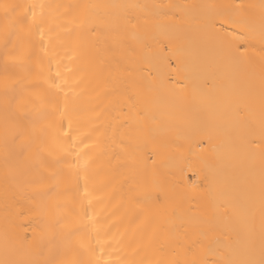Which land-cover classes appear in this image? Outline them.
Listing matches in <instances>:
<instances>
[{
  "label": "snow or ice",
  "instance_id": "6c2138e0",
  "mask_svg": "<svg viewBox=\"0 0 264 264\" xmlns=\"http://www.w3.org/2000/svg\"><path fill=\"white\" fill-rule=\"evenodd\" d=\"M189 7L0 0V264H264V0L198 6L216 53L209 93L188 92L178 49L157 41L144 52L161 18L179 22ZM167 82L175 113L156 106ZM197 104L244 129L250 171L259 169L246 204L206 161L178 202L162 186L160 151H179L183 173L203 141L157 138L152 126L175 127ZM149 174L154 193L140 188ZM20 218L35 225L26 245Z\"/></svg>",
  "mask_w": 264,
  "mask_h": 264
},
{
  "label": "bare ground",
  "instance_id": "6f19581e",
  "mask_svg": "<svg viewBox=\"0 0 264 264\" xmlns=\"http://www.w3.org/2000/svg\"><path fill=\"white\" fill-rule=\"evenodd\" d=\"M68 2V0H65ZM91 2H109V0H91ZM110 2H130V0H110ZM139 3H174L179 5L197 6L189 7L183 13H179L182 19L179 22L169 21L161 18L160 26L153 29L154 40L150 39L151 49H145V55H150L151 51L160 47L157 41L162 42L165 51L171 47L174 51L179 50L187 76L185 83L188 84V92L193 89H201L205 93L212 91V72L215 69L216 53L213 46L208 43V37L203 28L208 10L202 5L216 4L223 5L232 3L233 0H131ZM245 3L258 4L259 0H244ZM152 64L156 68L152 69L153 77L164 79L166 69L158 60L152 59ZM148 68V64L142 65ZM207 81V84H205ZM171 82L165 83L164 89L160 91L157 99V108L164 113H175L174 97L168 91ZM175 127H157L153 125V135L157 138L169 136L179 144L187 146L189 142L195 144L202 140L199 147H193V151L199 153L200 159H191V170L185 164V171L181 173L177 166L179 160V151L172 149L161 150L155 157L156 169L161 179H166L168 183L162 185L168 193L172 203L178 202L186 193L192 191V182L197 181L200 170L204 167V162L212 165L217 172V178L220 184L226 185L232 198L239 204H246L252 192L250 186L255 182L258 188L259 169L258 166L255 175L250 171V161L247 156V150L243 145L244 129L238 125L224 109L217 106L212 109L203 108L197 104L189 107L184 114V118L173 120ZM211 137L209 141L208 137ZM153 144L149 140L144 151L147 156L152 155ZM214 148L215 151L199 152V148ZM258 164V162H257ZM151 168V160H149ZM195 173V174H194ZM152 175L149 174L146 182H142L140 188L142 191L155 192V186L152 183ZM202 183V181H200ZM201 191L202 189H197ZM258 198V194H257ZM17 223L22 227L16 229L22 243L27 244L33 235L35 225L29 224L27 220L20 218ZM5 228L4 212L0 204V258H2L3 233ZM26 238V239H25Z\"/></svg>",
  "mask_w": 264,
  "mask_h": 264
}]
</instances>
